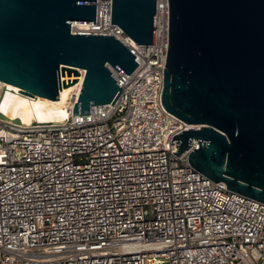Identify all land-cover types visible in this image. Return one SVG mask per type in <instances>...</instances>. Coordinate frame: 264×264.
Instances as JSON below:
<instances>
[{"label": "built area", "instance_id": "2783aa9c", "mask_svg": "<svg viewBox=\"0 0 264 264\" xmlns=\"http://www.w3.org/2000/svg\"><path fill=\"white\" fill-rule=\"evenodd\" d=\"M109 20L110 0H95L93 24L69 32L135 58L126 77L102 66L120 88L112 105L71 116L74 92L60 124L0 120V264H264V205L193 170L195 141L172 155L189 127L160 104L167 0H154L153 45Z\"/></svg>", "mask_w": 264, "mask_h": 264}, {"label": "water", "instance_id": "95a60500", "mask_svg": "<svg viewBox=\"0 0 264 264\" xmlns=\"http://www.w3.org/2000/svg\"><path fill=\"white\" fill-rule=\"evenodd\" d=\"M168 32L160 104L189 128L173 135L175 157L195 141L188 165L231 193L264 205V0H167ZM154 0H110L109 24L153 45ZM95 0H0V120L60 124V102L80 86L71 116L114 102L104 64L127 76L135 58L111 36L71 35L93 24Z\"/></svg>", "mask_w": 264, "mask_h": 264}, {"label": "bare ground", "instance_id": "6f19581e", "mask_svg": "<svg viewBox=\"0 0 264 264\" xmlns=\"http://www.w3.org/2000/svg\"><path fill=\"white\" fill-rule=\"evenodd\" d=\"M0 84H3V83L0 82ZM79 84H80V77L77 78L76 84L74 83V84L70 85L66 89V91L64 92V98L61 100V102H60V99H59V92L57 94L56 100H48V99H45V98H42V97H38V96H31V97H33L35 99H38V100H42V106L48 107L50 109V111L64 113L65 116H66L67 115V112L65 110V107H66V105H68L69 100H71L73 98L74 92H78L77 91V88H78ZM1 86L2 87H5L6 86L7 88H11L13 90H19L18 88L14 87V86H11V85H8V84H3ZM71 91H72V96L70 97V99H67L68 98V95H69V93ZM0 94H1V92H0ZM63 118L64 117H62V119Z\"/></svg>", "mask_w": 264, "mask_h": 264}, {"label": "rangeland", "instance_id": "374dc122", "mask_svg": "<svg viewBox=\"0 0 264 264\" xmlns=\"http://www.w3.org/2000/svg\"><path fill=\"white\" fill-rule=\"evenodd\" d=\"M72 96V91L69 93L68 95V98L67 99H70V97Z\"/></svg>", "mask_w": 264, "mask_h": 264}]
</instances>
